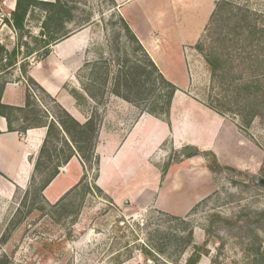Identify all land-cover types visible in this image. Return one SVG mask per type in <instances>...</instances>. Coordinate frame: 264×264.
I'll use <instances>...</instances> for the list:
<instances>
[{"label":"rangeland","instance_id":"obj_1","mask_svg":"<svg viewBox=\"0 0 264 264\" xmlns=\"http://www.w3.org/2000/svg\"><path fill=\"white\" fill-rule=\"evenodd\" d=\"M221 1L229 6L214 18L216 4ZM10 2L0 0V14L9 10ZM127 2L129 5L120 7ZM61 3L71 19L50 35H68L47 48L43 47L49 42L48 34L41 28L46 12L33 10L23 29L17 31L6 22L8 17L0 16V44H6L8 52L14 47L23 55L34 52L24 60L22 55L18 57L34 83L16 66L0 74V84H9L5 102L19 97L22 104L28 92L42 110L53 116L58 113L56 105L65 110L74 106L82 116L76 115L80 123L96 111L101 118L95 149L98 161L87 172L82 167L85 180L57 205L46 199L44 190L40 191L47 170L34 175L33 181L32 171L26 184L15 189L5 182V177L0 178V261L185 264L198 252L197 264H264V183L258 178L264 181V0ZM237 6L254 22L257 33L253 36L237 23ZM124 22L139 38L144 37L142 47L177 89L168 118L156 119L142 112L143 105L135 106L105 91L101 100L104 106L88 96V92L92 95V61L123 59L125 54L138 59L141 55L127 39ZM214 31L222 40L214 41L217 35L210 40L209 34ZM59 43L56 54H51L52 47ZM197 44H202L204 50L211 47L222 53L226 61L223 80L233 77L258 81L260 95L254 106L260 114L247 129L240 116H219L208 107L221 92L211 88L210 74ZM45 51L48 56L43 58ZM251 105L241 106L245 114ZM139 119L144 121L141 144L145 145V157L125 164L126 171L122 162L120 177L131 189L138 186L145 192L139 200L135 196L124 198L128 201L124 204L123 199H112L94 185L101 159L109 156L111 160ZM19 124L15 122L14 127ZM154 130L160 138L157 143L149 142ZM23 135L27 138L26 133ZM188 146L195 147V153L179 158L177 152ZM213 157L221 167L229 169L211 171ZM130 168L132 174H128ZM142 170L143 182L139 184L137 172ZM76 174L78 168L72 164L50 185L49 193H58ZM111 177V173L107 174L106 185L110 188ZM176 178L184 183H170ZM120 186L121 182L116 187ZM180 209L185 211L178 213ZM141 248L152 252V259L145 262Z\"/></svg>","mask_w":264,"mask_h":264},{"label":"trees","instance_id":"obj_2","mask_svg":"<svg viewBox=\"0 0 264 264\" xmlns=\"http://www.w3.org/2000/svg\"><path fill=\"white\" fill-rule=\"evenodd\" d=\"M14 1V10L10 11V19L6 21L14 31L22 30L26 16L31 14L33 10L40 9L46 12V18L41 23V28L43 32L44 30L47 31L49 38V42L43 48L59 42L68 35L64 34L59 37L50 35L51 31H58L62 28L65 21H70L71 19L70 13L63 10L61 0H54V2L39 0ZM227 6L229 5L223 1L217 3L213 17L215 18V14L223 11V9L225 10ZM235 8L239 16L237 23L244 28L241 30H246L249 36L257 33L254 22L249 20V15L242 13L240 7L237 6ZM66 16L68 17L66 18ZM123 29L127 39L135 45L134 50L141 52V55L138 59L128 58L127 54H125L123 59L102 58L92 61V95L88 92V96L92 98V101L99 102L103 100L105 91L107 94L135 106L143 105L142 112L156 119L168 118L172 99L177 90L176 87L162 75L157 65L125 22L123 23ZM43 32L41 35H44ZM217 33V31H214L212 35L209 34L210 40L217 35L218 37L214 41H218L220 38ZM196 49L202 55L208 68L211 88L217 87L221 92V96L212 99L208 107L219 116H224L228 113L240 116L243 127L247 129L252 120L260 114L256 110V106H254L260 95L258 81L254 79L255 82H252L251 80L234 79L233 77L226 81L223 80L221 75L225 70L226 61L222 59V53L211 47L208 50H204L202 44H197ZM32 52L30 51L23 55L18 47H14L8 52L7 45L0 44V74L9 72L18 66L22 75L26 76L29 82L34 83L33 79L26 74L25 66L21 62ZM20 55H22V60H18ZM41 56L43 58L47 57L48 51H45ZM5 84H0V117L6 121L8 131L26 133L32 129H45V136L37 156L35 158L29 157V161L33 162L32 181L34 180V175L36 176L45 170L48 171L41 184V192L59 174L60 168L67 165L73 157L78 158L86 172L97 163L98 158L95 155V149L101 118L97 116L96 111H92L91 117L86 122L80 123L65 109L56 105L58 113L53 116L47 110H42L35 102L34 97L28 92L25 94L23 106L6 105L1 101ZM96 91L101 92L96 93ZM100 104L104 106L105 102L101 101ZM243 105L246 107L251 105V109L247 114H245V109L241 107ZM18 121L20 124L18 127H14V123ZM209 169L211 171H221L229 169V167H221L215 157H213V162ZM86 172L82 175L77 185L68 191L55 205L85 180ZM262 177H264V174ZM94 188L102 193L96 185H94ZM68 235L70 236L71 234ZM140 253L145 262L153 257L152 252L146 248H141ZM199 258L200 254L194 252L185 264H197ZM0 264H7V261H0Z\"/></svg>","mask_w":264,"mask_h":264},{"label":"crops","instance_id":"obj_3","mask_svg":"<svg viewBox=\"0 0 264 264\" xmlns=\"http://www.w3.org/2000/svg\"><path fill=\"white\" fill-rule=\"evenodd\" d=\"M39 1H47L51 2L52 0H39ZM13 6H15V1L11 0V3ZM126 5H129L127 2L126 4L120 5V7H124ZM9 8V7H8ZM14 10L10 9L5 11V15L10 19V11ZM29 15L26 16V18ZM130 29L131 26L129 25ZM133 31V29H132ZM134 35L136 38L140 41L141 44H143L141 41L144 39V37L139 38L136 33L133 31ZM148 42V41H147ZM62 44V43H61ZM60 45L56 44L55 46L52 47V53L51 54H56V48ZM61 49V47H60ZM5 89H3V94H2V103L10 106H23L24 101L22 104H20L21 99L17 97V99L14 101H9L5 102L4 100V94L9 90V84H6V87L4 86ZM66 111L73 116L76 120L80 121V118L76 117V115L81 116L79 111L75 109L73 106L71 110L66 109ZM82 117V116H81ZM89 118V116L85 119L81 118L82 122L86 121ZM217 118V117H216ZM220 119V118H219ZM218 119V120H219ZM144 121L139 119L138 122L133 124V126L128 130V132L125 134L119 148H117L115 151V154L110 158L111 160L109 161V156L107 157L106 160L103 158L101 159V166L99 170V176L96 179L95 183L96 186L100 187L103 191V194L106 196L112 198V199H118V200H124V198H131L132 196H135L136 200H139L142 198V194H144V189L142 187L136 186V189H131L127 185V181H122L121 173L122 170L121 163L125 165H131V162L134 160H138L139 158L144 159L145 155L143 154L142 151H144V144H141V142L144 139V131L142 129V124ZM159 121H155L154 125L158 126ZM153 125V126H154ZM154 126V127H155ZM153 127V129H154ZM159 128L156 127V129ZM155 129V130H156ZM155 130L153 131L151 137L149 138L150 141H156V143L159 141L160 138L156 136ZM213 133V134H212ZM214 135V132H208L207 135ZM45 136V129L44 128H39V129H32L28 130L26 132V137H24L23 133H18V132H9L7 129V124L6 121L0 117V178L5 177L4 180L6 183L12 186V188L16 187H22L24 184H26L28 177L32 174L33 171V162L29 161V157L35 158L38 154L39 148L42 144V141ZM141 144V145H140ZM151 145V144H149ZM142 148V149H141ZM217 154V153H216ZM135 155V157H134ZM119 162L120 165L119 166ZM75 164L76 167L78 168V174L74 176V178L71 179L72 182H70L68 185L63 187L58 193H49V188L50 185L54 182L55 179L60 177L61 175H64L69 167ZM125 165V166H126ZM127 166L125 168V171L127 170ZM137 170V169H136ZM83 169L81 163L78 161L76 157H73L67 165L64 167L60 168L59 174L48 184V186L44 189V196L50 203H55L59 201L68 191H70L77 183L80 181L82 175H83ZM133 169L128 170V174H132ZM144 171L142 170L141 173L137 172L138 176V182L141 184L143 182V173ZM111 173L112 177L110 179V183H113L112 188H110L108 185H106V180H107V174ZM121 176V177H120ZM140 176L142 177L141 179ZM185 176L188 178L190 175L188 173L185 174ZM113 181V182H111ZM121 182V188H117ZM175 182V186H180V184L184 183L177 178L174 179L173 181H170V183ZM200 181L196 182L199 183ZM195 185V182L194 184ZM201 186V185H200ZM117 191V192H116ZM119 191V192H118ZM161 191V190H160ZM160 193V192H159ZM127 201L124 200L123 203ZM128 202V201H127ZM193 203V202H191ZM191 203L189 204L188 208L191 206ZM187 208V207H186ZM183 208V209H186ZM183 209L178 210V213H183ZM174 212V211H173Z\"/></svg>","mask_w":264,"mask_h":264},{"label":"water","instance_id":"obj_4","mask_svg":"<svg viewBox=\"0 0 264 264\" xmlns=\"http://www.w3.org/2000/svg\"><path fill=\"white\" fill-rule=\"evenodd\" d=\"M196 151V148L195 147H184L183 149H180L178 152H177V155L179 158H184L186 156H190L192 154H194ZM260 182L261 183H264V181L262 179H260V177H258ZM128 202L125 201L124 204H127Z\"/></svg>","mask_w":264,"mask_h":264},{"label":"bare ground","instance_id":"obj_5","mask_svg":"<svg viewBox=\"0 0 264 264\" xmlns=\"http://www.w3.org/2000/svg\"><path fill=\"white\" fill-rule=\"evenodd\" d=\"M10 3H11V2H10ZM13 7H14V6H13L12 4H10L9 8H10V9H13Z\"/></svg>","mask_w":264,"mask_h":264},{"label":"built area","instance_id":"obj_6","mask_svg":"<svg viewBox=\"0 0 264 264\" xmlns=\"http://www.w3.org/2000/svg\"><path fill=\"white\" fill-rule=\"evenodd\" d=\"M1 17H7L5 14H0Z\"/></svg>","mask_w":264,"mask_h":264},{"label":"flooded vegetation","instance_id":"obj_7","mask_svg":"<svg viewBox=\"0 0 264 264\" xmlns=\"http://www.w3.org/2000/svg\"><path fill=\"white\" fill-rule=\"evenodd\" d=\"M189 147V146H188Z\"/></svg>","mask_w":264,"mask_h":264}]
</instances>
